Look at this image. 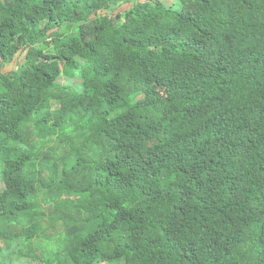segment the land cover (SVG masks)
<instances>
[{
  "label": "trees",
  "instance_id": "1",
  "mask_svg": "<svg viewBox=\"0 0 264 264\" xmlns=\"http://www.w3.org/2000/svg\"><path fill=\"white\" fill-rule=\"evenodd\" d=\"M176 1L0 2V237L43 198L71 264H264V0Z\"/></svg>",
  "mask_w": 264,
  "mask_h": 264
},
{
  "label": "rangeland",
  "instance_id": "2",
  "mask_svg": "<svg viewBox=\"0 0 264 264\" xmlns=\"http://www.w3.org/2000/svg\"><path fill=\"white\" fill-rule=\"evenodd\" d=\"M3 0H0V2ZM169 4H174L176 7L178 6V3L176 0H165ZM132 6L131 0H128V2H125L122 4V6H116L117 10H125ZM24 62V53L20 52L16 55L13 62H10L3 66V69L5 71L9 70H15L18 68L19 64H22ZM70 77L63 75L62 80H66ZM71 82H81V77L75 76L74 78H71ZM30 134L29 140L30 143H32L33 146H39L42 148V150L49 148V147H60L59 151L61 154L68 152V145L65 144H59L57 141H55L53 138H49L48 141H42L40 140L34 129L35 124L34 122H30L28 124ZM15 146V145H14ZM43 167V164L36 163V170ZM45 176H47V173H44ZM3 188L2 180H0V190ZM40 191V190H39ZM42 195V192L40 191V196ZM33 202L37 205L38 208H40L43 211L42 219L39 220V223L41 224L42 230L39 229V231L33 236V238L25 242L21 237L18 236L16 243L8 242L5 238L0 237V254L2 256V260L5 259H12L13 264H48V261L50 260L49 264H71L68 262V260H65L63 257L58 258L55 256H52L53 250L59 249L60 242H61V236H62V224L61 221H57L53 225L51 223V216L54 209L53 202L48 205L47 201H45L43 198H36L33 200ZM31 212V211H29ZM37 212V211H36ZM26 219V218H25ZM24 217L21 218L20 222H18L15 225V228H13L14 234H19L20 230L23 229L25 226L29 225L28 223H22L23 220H25ZM18 245V248H17ZM22 249L23 256L20 258L19 256L15 255V251L19 253V250L16 249ZM30 249V252H29ZM104 252H106V249H103ZM55 255V254H54ZM1 260V264H5V261ZM95 264H125L124 258H117L114 260L105 259L103 261H98Z\"/></svg>",
  "mask_w": 264,
  "mask_h": 264
}]
</instances>
